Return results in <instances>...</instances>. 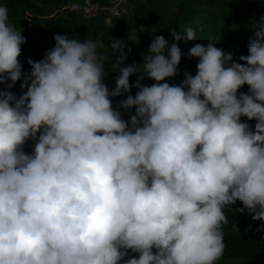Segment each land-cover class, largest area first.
<instances>
[{"label": "clouds", "instance_id": "obj_1", "mask_svg": "<svg viewBox=\"0 0 264 264\" xmlns=\"http://www.w3.org/2000/svg\"><path fill=\"white\" fill-rule=\"evenodd\" d=\"M8 21L0 6V264H216L226 207L240 201L264 221V16L243 63L196 43V74L175 85L179 42L197 41L190 26L169 29L172 43L154 35L143 63L127 66L119 38L105 54L99 40L57 33L25 73L26 37ZM125 93L128 120L111 99Z\"/></svg>", "mask_w": 264, "mask_h": 264}, {"label": "trees", "instance_id": "obj_2", "mask_svg": "<svg viewBox=\"0 0 264 264\" xmlns=\"http://www.w3.org/2000/svg\"><path fill=\"white\" fill-rule=\"evenodd\" d=\"M75 1L81 0H0V6H6L9 15V24L17 30H22L26 43L21 45L22 52L18 57L23 72L30 73L31 66L27 63L31 58L39 61L54 44V35L67 34L81 40L92 38L103 42V53L110 52V41L119 38L124 41L125 51L131 49L125 66L133 63L142 64L143 55L147 54L154 35H163L169 43L172 37L169 29L183 31L185 27H192L197 41L185 42L181 40L179 47L182 50L181 63L178 74L167 78L170 84H179L185 71L196 74L197 58L188 59L187 52L196 43L217 42L216 47L233 54L238 61L239 56L247 55V42L254 36L252 27L260 22L264 16V0H131V6L121 17H112L106 0L99 1L101 9L91 15L75 12L71 9ZM243 63L242 61H238ZM105 83L109 88L115 87L116 77L119 75L111 64L106 65ZM137 80V74L130 77V84ZM11 83V81H9ZM18 81L10 90L17 96L22 95ZM141 83L150 86L153 80L146 78ZM5 87L0 84V89ZM139 89L132 87L134 96ZM239 92H248L244 85ZM128 93L111 98L113 107L121 111L125 120L130 114H135V108L125 111L119 108L120 102L127 98ZM254 130L255 120L248 121L241 118ZM33 141L26 142V152H31ZM237 201L224 209L227 223L221 226L224 236V254L216 264H224L227 260L239 259L244 264H264V231L259 230L264 221L253 220L245 212L237 211L242 207ZM237 225L238 229L233 226ZM130 255H136L130 252Z\"/></svg>", "mask_w": 264, "mask_h": 264}, {"label": "built area", "instance_id": "obj_3", "mask_svg": "<svg viewBox=\"0 0 264 264\" xmlns=\"http://www.w3.org/2000/svg\"><path fill=\"white\" fill-rule=\"evenodd\" d=\"M108 1L110 8H109V12L111 14L112 17H121L122 15L126 14V12L129 10L131 3V0H106ZM102 4L99 1H94V0H81V1H75L72 6L71 9L75 12L78 13H83L85 15H91V14H95L97 13L100 9ZM118 6V10L120 15L119 16H115L113 14V12L111 11V9H113V7Z\"/></svg>", "mask_w": 264, "mask_h": 264}, {"label": "rangeland", "instance_id": "obj_4", "mask_svg": "<svg viewBox=\"0 0 264 264\" xmlns=\"http://www.w3.org/2000/svg\"><path fill=\"white\" fill-rule=\"evenodd\" d=\"M239 259H235V260H227L225 261L224 264H244L242 260Z\"/></svg>", "mask_w": 264, "mask_h": 264}]
</instances>
